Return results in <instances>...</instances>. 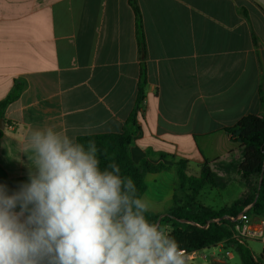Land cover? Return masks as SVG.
<instances>
[{
  "label": "crops",
  "instance_id": "1",
  "mask_svg": "<svg viewBox=\"0 0 264 264\" xmlns=\"http://www.w3.org/2000/svg\"><path fill=\"white\" fill-rule=\"evenodd\" d=\"M16 82L0 136L10 177H28L29 129L128 134L136 165L167 167L146 174L142 195L162 216L186 196L179 163L198 177L207 162H239L243 147L226 129L264 116V0H0V102ZM246 191L235 175L198 200L219 211ZM218 248L228 249L187 253V264H227L205 252Z\"/></svg>",
  "mask_w": 264,
  "mask_h": 264
},
{
  "label": "clouds",
  "instance_id": "2",
  "mask_svg": "<svg viewBox=\"0 0 264 264\" xmlns=\"http://www.w3.org/2000/svg\"><path fill=\"white\" fill-rule=\"evenodd\" d=\"M28 181L0 185V264H187L134 180L102 162L94 140L54 125L29 129Z\"/></svg>",
  "mask_w": 264,
  "mask_h": 264
},
{
  "label": "trees",
  "instance_id": "3",
  "mask_svg": "<svg viewBox=\"0 0 264 264\" xmlns=\"http://www.w3.org/2000/svg\"><path fill=\"white\" fill-rule=\"evenodd\" d=\"M21 90L22 85L16 82L9 95L1 100L0 118L3 117V111L18 98ZM225 132L242 145L241 160L231 164L216 162L213 166L207 162L198 177L188 175L186 165L179 163L180 189L186 194L185 199L175 194L174 204L168 212L162 216L148 212L147 216L163 228L171 227L168 232L187 253L217 246L225 241L227 245L234 244V251L239 254L242 264H264L261 254H255L246 242L240 243L233 238L235 226L242 222L239 217L241 214L243 218H264V116H244ZM78 140L85 143L94 140L101 151L102 162L114 160L118 163L122 174L134 180L141 196L146 191V174L167 169L163 165L152 166L145 161L136 165L130 155L132 137L128 134L91 135ZM235 175L241 178L247 191L230 207L214 211L200 203L198 195L201 190L208 185L224 188L233 181ZM27 181L28 177H10L0 166V185L6 186L9 194Z\"/></svg>",
  "mask_w": 264,
  "mask_h": 264
},
{
  "label": "built area",
  "instance_id": "4",
  "mask_svg": "<svg viewBox=\"0 0 264 264\" xmlns=\"http://www.w3.org/2000/svg\"><path fill=\"white\" fill-rule=\"evenodd\" d=\"M239 217L242 218V222L235 226L234 239L240 243L247 241L261 243L263 246L261 255L264 257V218H243L242 214ZM228 219L233 218L228 217Z\"/></svg>",
  "mask_w": 264,
  "mask_h": 264
},
{
  "label": "rangeland",
  "instance_id": "5",
  "mask_svg": "<svg viewBox=\"0 0 264 264\" xmlns=\"http://www.w3.org/2000/svg\"><path fill=\"white\" fill-rule=\"evenodd\" d=\"M234 190H233V188H232V191L231 192H233ZM217 193V192H216ZM236 192H234V194L232 193V195L230 196V197H225L224 198V200H226V203H228V204H230L229 202H232V200H233V198L234 197H236V194H235ZM213 196H214V199H216L217 197H218V200L220 199L219 198V196L217 195V194H213ZM223 201V200H222ZM221 203V200L220 201H217V204L219 205ZM162 207H166V206H169L168 204H162L161 205ZM167 231L168 230H171V228H165ZM234 238V237H233ZM235 241H237L236 239H235ZM247 243V245H248V247L255 253V254H259L260 253V251H261V248H262V244L261 243H259V242H256V241H247L246 242ZM222 244H224V247L225 248H228V249H224V248H222L221 250H220V248H218V249H211V250H207V251H205L206 252V254L207 255H209L210 253H212V252H214L215 254H216V256L217 257H220V259H222L223 261H225L227 264H242V262H241V259H239L240 258V256H239V254L237 253V252H235L234 250H235V246H234V244H226V242L225 241H223L222 242ZM232 250L233 251V253H234V258H232L233 260H229V259H227V256H226V252L228 251V250Z\"/></svg>",
  "mask_w": 264,
  "mask_h": 264
},
{
  "label": "water",
  "instance_id": "6",
  "mask_svg": "<svg viewBox=\"0 0 264 264\" xmlns=\"http://www.w3.org/2000/svg\"><path fill=\"white\" fill-rule=\"evenodd\" d=\"M4 129V120L0 118V130Z\"/></svg>",
  "mask_w": 264,
  "mask_h": 264
}]
</instances>
